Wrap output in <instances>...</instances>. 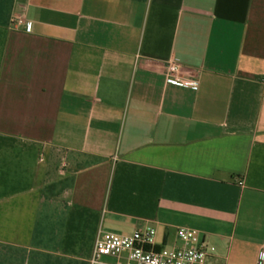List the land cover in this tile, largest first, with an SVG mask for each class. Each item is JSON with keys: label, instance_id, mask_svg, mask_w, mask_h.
<instances>
[{"label": "crops", "instance_id": "crops-1", "mask_svg": "<svg viewBox=\"0 0 264 264\" xmlns=\"http://www.w3.org/2000/svg\"><path fill=\"white\" fill-rule=\"evenodd\" d=\"M181 227L264 264V0H0V264Z\"/></svg>", "mask_w": 264, "mask_h": 264}, {"label": "built area", "instance_id": "built-area-1", "mask_svg": "<svg viewBox=\"0 0 264 264\" xmlns=\"http://www.w3.org/2000/svg\"><path fill=\"white\" fill-rule=\"evenodd\" d=\"M12 24H22L12 18ZM178 66L169 63L166 80L170 83L196 89L195 81L177 76ZM180 243L174 247H156L155 231L152 228L137 229L129 235L99 232L96 236L88 264H207L213 248L202 239L199 231L189 228L176 229ZM106 259H112V262Z\"/></svg>", "mask_w": 264, "mask_h": 264}]
</instances>
